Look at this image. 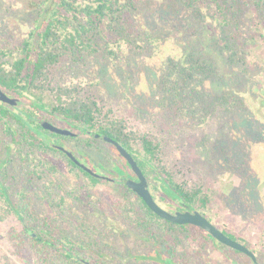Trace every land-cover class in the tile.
<instances>
[{
  "label": "trees",
  "instance_id": "trees-1",
  "mask_svg": "<svg viewBox=\"0 0 264 264\" xmlns=\"http://www.w3.org/2000/svg\"><path fill=\"white\" fill-rule=\"evenodd\" d=\"M200 1L41 0L39 18L29 33L16 43L0 45V87L16 99L15 104L0 100V220L14 215L21 223L22 230L15 232L14 237L22 259L33 251L43 264H142V260L153 264H196L191 258L194 255L198 264H214L205 255L212 244L221 250L228 249L225 254L245 256L198 226L174 223L157 215L124 182L125 177L132 178L134 173L117 147L105 142L118 151L120 158L95 146L94 143L101 142L99 139L83 138L80 133L98 132L121 143L147 177L156 201L168 210L199 211L205 215L215 191L185 189L166 167L156 163L158 142L129 130L124 118L100 121L102 108L96 100L82 96L74 79L68 82L66 75L61 79L57 75L52 83L48 80L51 67L61 64L63 71L72 64L86 63L91 56H101L103 75L108 66L124 70L135 61L142 63V57L153 64L158 76L157 95L172 119L182 108L195 114L209 106L216 109L217 104L228 111L237 104L244 107L235 91L220 95L208 85L224 77L215 53L222 56L229 70L246 69L249 39L241 38L243 3L212 0L224 16L221 20L217 14H211L210 23ZM251 2L259 20L264 22V0ZM151 11L167 17L188 37L181 53H167L171 38L167 31L156 29L143 19ZM209 32L210 43L205 44ZM93 80L95 83L90 85L101 84L99 78ZM51 85L56 98L49 105L42 93ZM26 100L45 118H61L66 127L79 135L69 137L43 128L35 110L22 106ZM136 138L140 149L134 148ZM67 140L85 147V162L78 157L83 164L90 162L88 150L100 152L99 159L90 165L96 175L60 149ZM57 159L66 164L62 166L54 161ZM107 181L121 188L124 203L98 193L97 185ZM108 207L115 214L110 226L105 227L104 221L111 219ZM120 221L130 226L128 233L133 232L142 241L137 252L136 248L122 250L110 243V237H117ZM121 235L127 233L121 231ZM185 239L198 246L194 254L184 245ZM144 249L147 251L141 253ZM230 260L231 264H247L240 257Z\"/></svg>",
  "mask_w": 264,
  "mask_h": 264
},
{
  "label": "rangeland",
  "instance_id": "rangeland-1",
  "mask_svg": "<svg viewBox=\"0 0 264 264\" xmlns=\"http://www.w3.org/2000/svg\"><path fill=\"white\" fill-rule=\"evenodd\" d=\"M239 1L243 3L244 10L241 38L249 39L248 55L244 60L246 69L229 70L222 56L211 51L210 53H215L224 77L221 81L208 85L214 93L220 95L235 91L244 101V107L237 104L228 111L223 105L217 104L216 109L209 106L204 110L199 109L195 114L187 113L182 108L177 110L176 118L172 119L167 115L165 103L157 95L155 84L158 76L152 68L153 64H148L142 57V63L135 61L131 68L126 65L124 70L117 71L115 67L108 66L103 75L100 72V65L103 64L101 56H91L86 63L72 64L63 68V71L59 68L61 64L51 67L48 80L52 83L58 76L61 79L65 75L68 82L74 79L82 96L96 100L102 108L100 121L124 118L130 126L129 130L150 136L158 142L160 151L157 153L156 163L166 167L185 189L202 188L209 193L215 191V198L204 210L205 216L220 229L247 243L257 256L256 264H264V22L259 20L251 0ZM40 3L41 0H0V45L16 43L29 33L39 18ZM200 3L208 22L211 23V14H217V17L223 19V13H220L212 0H201ZM143 16L145 22L156 29L166 30L168 37L172 38L166 47L168 54L182 52L188 37L180 33L172 21L158 11H151L150 15ZM209 35L212 36L209 32L205 44L210 43ZM108 62L110 60L106 63ZM121 63L124 64V60ZM94 77L99 78V86L90 85L94 82ZM45 89L42 96L51 105L56 98L53 85L50 89ZM22 106L41 115L27 100ZM58 119L56 122L59 126L65 127L63 120ZM80 137L90 139L92 136L80 133ZM100 141L94 143L95 146L113 156L121 157L113 146ZM133 144L135 149L141 148L137 138L133 140ZM64 146L75 151L81 161L85 162V147L73 140H67ZM88 153L89 166L101 156L95 149L88 150ZM54 161L62 166L66 164L62 159ZM126 168L127 171L130 170L129 167ZM132 176L135 177V174ZM97 191L104 197L113 196L125 202L121 188L113 182H100ZM164 208L168 209L167 206ZM106 211L111 219L104 221V226L109 227L115 213L113 214L112 207H108ZM170 211L175 212L172 209ZM120 223L117 237H110V243H115L122 250L136 248L137 252L142 241H138L133 232H127L130 226L125 222ZM21 230L22 225L14 215L0 220V264H43L33 251L23 259L18 255L14 233ZM121 231H125L127 235H121ZM184 245L189 251H194L192 254L198 249L191 239H185ZM227 250H221L212 244L205 255L214 264H231L230 258L234 260L239 257L247 264H254L246 255L225 254ZM146 251L144 249L141 253ZM202 256L199 257L200 260H203ZM191 258L198 264L199 260L194 255ZM142 264L153 263L142 260Z\"/></svg>",
  "mask_w": 264,
  "mask_h": 264
},
{
  "label": "water",
  "instance_id": "water-1",
  "mask_svg": "<svg viewBox=\"0 0 264 264\" xmlns=\"http://www.w3.org/2000/svg\"><path fill=\"white\" fill-rule=\"evenodd\" d=\"M0 100L3 102L15 104L16 99L11 97L8 93H6L1 87H0ZM41 125L43 128L48 129L50 131H53L57 134L62 135H72L73 132L69 131L68 129H65L63 127H59L52 122L48 120H42ZM92 135L102 141L109 142L117 147V149L120 151V153L127 159V161L130 163L131 168L133 172L137 175L138 180H134L128 177L124 178V182L132 189L134 190L139 196L143 198V200L146 202V204L150 207V209L155 212L160 217L167 219L169 221H172L174 223L178 224H192L195 226H198L205 231L209 232L214 238H216L219 242L236 249L238 251H241L249 256L252 257L254 262H257V257L248 246H246L244 243L233 239L229 235H227L222 229H220L218 226H216L212 221H210L205 215H203L199 211H170L163 206H161L156 199L154 198L151 189L149 187V181L145 174L143 173L142 169L138 165L137 161L134 159L132 154L117 140L111 138L108 135L101 134L98 132H93ZM61 150L65 151L78 165L92 173L93 175H96L97 173L92 170L91 168L87 167L85 164H83L74 154H72L69 150H67L64 147H60Z\"/></svg>",
  "mask_w": 264,
  "mask_h": 264
},
{
  "label": "flooded vegetation",
  "instance_id": "flooded-vegetation-1",
  "mask_svg": "<svg viewBox=\"0 0 264 264\" xmlns=\"http://www.w3.org/2000/svg\"><path fill=\"white\" fill-rule=\"evenodd\" d=\"M37 116L38 117H40V119H39V122H40V124H41V121L42 120H48V121H50V122H52L53 124H55V125H57V126H59V123L58 122H56L57 121V117H56V119H55V117H54V115H51L50 117V119H48V118H45L43 115H39V114H37ZM59 120V119H58ZM63 120V119H62ZM64 122V121H63ZM67 126V125H66ZM63 127V128H65V129H68L69 131H71V132H73L74 134H72V135H67V136H69V137H75V136H78L79 135V133L77 132V131H74V130H71L70 129V127L68 126V127ZM59 127H61V126H59ZM84 133H89V135H91V136H93L92 135V131H90V132H84ZM94 137V136H93ZM60 147H64V148H66L67 150H69L72 154H74L77 158H78V156H77V154L75 153V151H72L71 149H69V148H67L66 146H64V144L62 145V146H60ZM68 155V154H67ZM69 156V155H68ZM70 157V156H69ZM79 159V158H78ZM87 167H89L90 168V166L89 165H87V164H85ZM134 173V172H133ZM135 174V173H134ZM137 176V175H136ZM132 177L131 179H134V180H138L137 179V177ZM210 220V219H209ZM211 221V220H210ZM217 226V225H216ZM224 231V230H223ZM227 232V231H226ZM236 240H238V238L236 237ZM238 241H240V242H242V243H244L243 241H241V240H238ZM223 244V243H222ZM246 246H248L249 247V245L247 244V243H244ZM225 245V244H224ZM227 246V245H226ZM229 247V246H228ZM231 248V247H230ZM250 248V247H249ZM251 249V248H250ZM252 251H253V249H251ZM243 253V252H242ZM245 254V253H244ZM246 256H248V257H250V259L253 261V259H252V257L251 256H249V255H247V254H245ZM257 257V256H256ZM253 263L254 264H256L257 262H254L253 261ZM258 263H259V260H258Z\"/></svg>",
  "mask_w": 264,
  "mask_h": 264
}]
</instances>
